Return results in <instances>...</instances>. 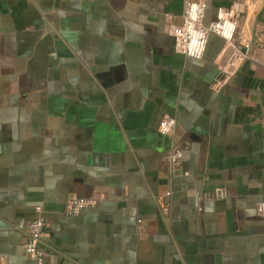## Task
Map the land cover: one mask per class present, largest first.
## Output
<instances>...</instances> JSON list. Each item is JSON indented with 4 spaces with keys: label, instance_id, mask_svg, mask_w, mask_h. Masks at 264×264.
<instances>
[{
    "label": "crops",
    "instance_id": "1",
    "mask_svg": "<svg viewBox=\"0 0 264 264\" xmlns=\"http://www.w3.org/2000/svg\"><path fill=\"white\" fill-rule=\"evenodd\" d=\"M182 6L0 0V264H35L37 207L44 264H264V0H207L205 23L225 6L250 38L221 91L220 36L201 59L174 50ZM166 114L187 175H170ZM71 194L98 202L67 215Z\"/></svg>",
    "mask_w": 264,
    "mask_h": 264
},
{
    "label": "built area",
    "instance_id": "2",
    "mask_svg": "<svg viewBox=\"0 0 264 264\" xmlns=\"http://www.w3.org/2000/svg\"><path fill=\"white\" fill-rule=\"evenodd\" d=\"M206 4L207 0H183L180 20L174 21L168 15L166 32L174 39L175 52L195 59H201L204 56L211 34H216L223 39L222 57L218 63V74L213 85L216 91H221L236 75L242 63L248 59L250 38L240 32L238 14L231 8L218 7L215 19L205 23ZM175 127V118L166 114L159 122L158 131L170 138L168 151L165 154L170 175H187L188 172L180 168L183 150L181 138L175 134ZM170 194L171 190H167L164 196ZM222 195L223 191L217 188L215 196ZM97 202V199L93 197L71 194L66 201L65 214L76 215L86 207L95 206ZM36 210L37 215L27 223L24 230L23 250L35 264H44L46 251L43 233L46 221L41 215L40 207ZM161 210L166 212L168 206L162 204ZM256 213L264 217V199L256 203Z\"/></svg>",
    "mask_w": 264,
    "mask_h": 264
}]
</instances>
